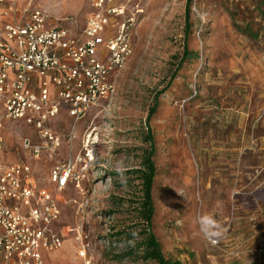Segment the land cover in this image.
I'll return each mask as SVG.
<instances>
[{"label": "rangeland", "instance_id": "374dc122", "mask_svg": "<svg viewBox=\"0 0 264 264\" xmlns=\"http://www.w3.org/2000/svg\"><path fill=\"white\" fill-rule=\"evenodd\" d=\"M93 1L17 0L40 10L49 26L75 32ZM129 1L133 54L116 76V94L80 121L63 107L54 126L63 145L53 157L25 152L24 139L39 141L34 130L2 121L0 109V161L30 164L37 188L52 189L57 164L87 151L93 158L84 193L70 187L57 194L64 243L43 253L45 264H81L83 250L92 264H156L107 256L121 249L112 235L133 217L126 202L142 197L139 182L125 184L124 174L141 167L149 134L152 231L165 258L264 264V0H192L189 11L188 0ZM205 215L219 226L207 235L199 223Z\"/></svg>", "mask_w": 264, "mask_h": 264}, {"label": "built area", "instance_id": "2783aa9c", "mask_svg": "<svg viewBox=\"0 0 264 264\" xmlns=\"http://www.w3.org/2000/svg\"><path fill=\"white\" fill-rule=\"evenodd\" d=\"M129 7V0H94L85 26L75 32L49 26L40 10L22 9L17 0H0L2 121L34 130L39 141L22 143L34 159L61 149L63 139L54 126L63 107L80 121L116 94V76L133 54L135 19ZM3 143L0 133V151ZM92 161L87 151L57 164L50 173L52 189L37 188L30 164L0 161V264H45L43 253L62 247L57 194L70 187L84 193ZM79 258L92 264L85 250Z\"/></svg>", "mask_w": 264, "mask_h": 264}, {"label": "trees", "instance_id": "16d2710c", "mask_svg": "<svg viewBox=\"0 0 264 264\" xmlns=\"http://www.w3.org/2000/svg\"><path fill=\"white\" fill-rule=\"evenodd\" d=\"M192 0H188V9ZM188 15V13H187ZM153 112V111H152ZM149 145L148 151L145 153L139 169L128 170L124 175L129 177L125 184L132 185L133 181L139 182L142 197L140 199L130 198L126 203L133 217L127 228L118 230L112 235L115 246L120 250H114L107 254L112 260L117 262H155L156 264H175L165 258L162 253L159 242L157 241L153 231V218L155 208L152 198L154 181L156 178V166L153 160L154 145L153 137L149 134L146 138ZM121 207L125 201L119 200Z\"/></svg>", "mask_w": 264, "mask_h": 264}, {"label": "clouds", "instance_id": "9594fccd", "mask_svg": "<svg viewBox=\"0 0 264 264\" xmlns=\"http://www.w3.org/2000/svg\"><path fill=\"white\" fill-rule=\"evenodd\" d=\"M200 226H201V231L205 233V235L208 234V230L211 226H216L219 227L217 225V222L209 215H205L203 217L200 218ZM215 235H220L221 233L219 231H217L216 233H214Z\"/></svg>", "mask_w": 264, "mask_h": 264}, {"label": "crops", "instance_id": "0c3cea01", "mask_svg": "<svg viewBox=\"0 0 264 264\" xmlns=\"http://www.w3.org/2000/svg\"><path fill=\"white\" fill-rule=\"evenodd\" d=\"M17 3H18V2H17ZM19 7H20V6H19ZM240 161H241V160H240ZM239 163H240V162H239ZM239 165H240V164H239ZM216 175H217V174H216ZM228 176H229V175H228ZM228 176H227V177H228ZM216 177L219 178V177H220V174L217 175ZM229 177H230V176H229Z\"/></svg>", "mask_w": 264, "mask_h": 264}, {"label": "bare ground", "instance_id": "6f19581e", "mask_svg": "<svg viewBox=\"0 0 264 264\" xmlns=\"http://www.w3.org/2000/svg\"><path fill=\"white\" fill-rule=\"evenodd\" d=\"M94 135V134H93ZM91 137H92V135L89 137L90 139H91ZM95 139H96V137H95ZM97 142V141H96ZM96 142H95V144H96ZM89 146H90V141H89Z\"/></svg>", "mask_w": 264, "mask_h": 264}]
</instances>
